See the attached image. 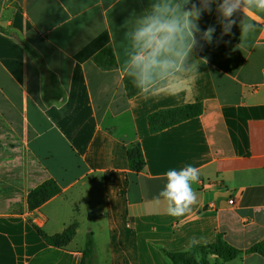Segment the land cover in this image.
I'll return each instance as SVG.
<instances>
[{
  "label": "crops",
  "instance_id": "1",
  "mask_svg": "<svg viewBox=\"0 0 264 264\" xmlns=\"http://www.w3.org/2000/svg\"><path fill=\"white\" fill-rule=\"evenodd\" d=\"M221 2L210 0L207 23L198 21L197 33L214 29L211 42L203 35L189 64L154 75L129 99L132 34L160 0H0V264H82L90 238L88 264H173L167 253L188 251L193 238L200 247L221 235L243 252L264 240V19L242 2L259 27L238 49L245 15L235 13L222 35ZM193 5L202 0L183 7ZM108 45L115 71L93 62ZM191 103H202L203 115L150 132L152 113ZM136 142L141 173L127 157ZM188 165L200 171L197 202L170 216L157 197L166 173ZM49 179L62 193L30 211L28 195ZM74 223L65 248L34 227L53 236ZM221 264H264V256Z\"/></svg>",
  "mask_w": 264,
  "mask_h": 264
},
{
  "label": "clouds",
  "instance_id": "2",
  "mask_svg": "<svg viewBox=\"0 0 264 264\" xmlns=\"http://www.w3.org/2000/svg\"><path fill=\"white\" fill-rule=\"evenodd\" d=\"M190 2L191 0H181L179 3L160 0V3L152 5L147 15L137 19V27L132 34L134 54L128 62V75L134 77L139 86L143 87L156 74L162 75L178 67L183 68L196 43L195 34L199 31L200 13L207 8L210 0H202L200 8L193 5L185 10L183 5ZM242 2L248 10L255 9L260 19H264V0H222L217 9L228 21L222 35L228 34L231 26L236 23L230 19L235 13L239 11L245 15L239 23L240 43L235 46L238 49L246 46L249 37L259 27L257 22L248 19L245 9L241 7ZM213 32L211 27L206 29L204 38L211 42ZM202 59L206 62V58ZM198 69L199 66L194 63L190 71L194 73ZM166 181L157 200L162 198L166 202L167 214L179 217L189 213L198 199L193 184L200 182L199 169L188 165L180 170H169ZM193 242L195 246L201 243L193 238L188 245V251L194 247Z\"/></svg>",
  "mask_w": 264,
  "mask_h": 264
},
{
  "label": "trees",
  "instance_id": "3",
  "mask_svg": "<svg viewBox=\"0 0 264 264\" xmlns=\"http://www.w3.org/2000/svg\"><path fill=\"white\" fill-rule=\"evenodd\" d=\"M200 8L201 6H196ZM208 13L206 10L200 13V21L207 23ZM207 18V19H206ZM205 26L201 32L196 33V43L193 51L190 53L186 64H189L197 54L198 48L201 44ZM93 62L102 71H115L119 68L117 57L112 45H108L93 57ZM129 68L123 78L124 89L129 99L138 96L143 87L139 86L134 77L128 75ZM205 107L202 103L185 104L178 107L161 109L152 113L148 117V124L151 133H158L190 119L203 115ZM127 157L129 168L132 172L141 173L145 170V158L142 151V146L139 142L133 143L127 148ZM62 193V189L54 179H49L42 185L34 189L28 195V207L30 211H34L49 200ZM38 234L45 240V242L55 248L67 247L76 236L77 225L74 223L69 228L60 234L48 236L42 229L34 226ZM257 253L264 256V240L255 244L247 251L238 250L228 243H226L222 236L219 235L215 243L207 246L194 247L191 251L167 253L169 259L173 264H209L208 257L215 255L217 257L216 264L230 261L241 254ZM94 256V242L89 239L83 251L82 264H88Z\"/></svg>",
  "mask_w": 264,
  "mask_h": 264
},
{
  "label": "built area",
  "instance_id": "4",
  "mask_svg": "<svg viewBox=\"0 0 264 264\" xmlns=\"http://www.w3.org/2000/svg\"><path fill=\"white\" fill-rule=\"evenodd\" d=\"M229 203H230V204H233L234 202H233V200H230Z\"/></svg>",
  "mask_w": 264,
  "mask_h": 264
}]
</instances>
